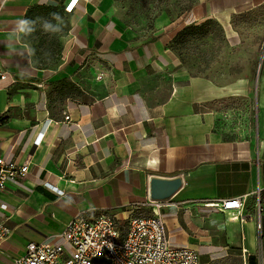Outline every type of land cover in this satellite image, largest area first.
Wrapping results in <instances>:
<instances>
[{
	"label": "crops",
	"instance_id": "obj_1",
	"mask_svg": "<svg viewBox=\"0 0 264 264\" xmlns=\"http://www.w3.org/2000/svg\"><path fill=\"white\" fill-rule=\"evenodd\" d=\"M67 1L0 0V67L15 79L0 83V156L28 162L0 196L9 229L0 264H11L30 241L51 239L79 212L106 209L124 229L128 213H151L141 203L152 199L153 179L180 181L161 199L173 245L195 249L199 264L202 256L226 255L212 235L215 212L226 213L244 255L253 254L258 201L264 224V57L255 81L219 84L188 73L169 41L181 25H226L264 0H197L147 38L112 14V0H78L65 14L59 59L38 68L21 37L24 13ZM62 78L78 96L58 94L52 83ZM240 196L243 221L204 205Z\"/></svg>",
	"mask_w": 264,
	"mask_h": 264
},
{
	"label": "built area",
	"instance_id": "obj_2",
	"mask_svg": "<svg viewBox=\"0 0 264 264\" xmlns=\"http://www.w3.org/2000/svg\"><path fill=\"white\" fill-rule=\"evenodd\" d=\"M77 2L68 0L64 11L72 12ZM6 81L14 82L15 79L0 67V83ZM27 171L28 162L20 164L0 156V196L11 180L24 176ZM166 204V200L155 199L141 203L150 207L151 213L143 216H130L128 213L124 229L117 217L106 209L94 214L79 212L51 239L28 242L24 253L14 258L11 264H98L99 261L105 264H199V254L195 249L170 242L161 212ZM204 205L230 213L231 218L239 221L245 219L242 213L245 196L210 199ZM256 211L255 223L260 228L262 207L259 201ZM8 235V227L0 220V243ZM245 251L242 248L244 262Z\"/></svg>",
	"mask_w": 264,
	"mask_h": 264
},
{
	"label": "rangeland",
	"instance_id": "obj_3",
	"mask_svg": "<svg viewBox=\"0 0 264 264\" xmlns=\"http://www.w3.org/2000/svg\"><path fill=\"white\" fill-rule=\"evenodd\" d=\"M111 9L112 14L140 38L152 36L157 26L163 23L166 25L177 19L162 13L149 26L146 17L126 12L125 0H112ZM62 23L65 26L67 19L63 20L61 25ZM208 26L209 32L205 36H196L187 47H177L174 50L181 66L191 75L205 76L219 84L236 78L251 77L255 81L264 57V5L233 17L229 24L210 22ZM213 218L212 221L215 222L212 226L213 240L215 238V242L224 244L227 254L202 256L200 264H243L241 243L237 232L232 231L227 224L228 215L215 212ZM254 237L252 255H255L257 264H264L262 221L260 228H257L255 223Z\"/></svg>",
	"mask_w": 264,
	"mask_h": 264
},
{
	"label": "trees",
	"instance_id": "obj_4",
	"mask_svg": "<svg viewBox=\"0 0 264 264\" xmlns=\"http://www.w3.org/2000/svg\"><path fill=\"white\" fill-rule=\"evenodd\" d=\"M127 13L142 15L149 21V26L154 19L165 13L169 17L178 18L184 12L189 11L197 0H125ZM64 5L58 7L52 3L32 4L27 7L22 24L21 37L32 49V56L38 68L56 64L61 51L60 36L63 33L65 19ZM171 19V18H170ZM172 20V19H171ZM210 22L207 19L201 23H189L181 25L169 41V47L184 48L191 44L196 36H205ZM58 94L67 98L78 96L79 89L70 80L58 79L52 83ZM238 254H240L238 252ZM246 264H257L255 255H248Z\"/></svg>",
	"mask_w": 264,
	"mask_h": 264
},
{
	"label": "water",
	"instance_id": "obj_5",
	"mask_svg": "<svg viewBox=\"0 0 264 264\" xmlns=\"http://www.w3.org/2000/svg\"><path fill=\"white\" fill-rule=\"evenodd\" d=\"M164 183V188L159 189L158 185ZM179 179L174 180H160L153 179L151 181V197L152 199H165L167 196L171 195L174 190L179 186Z\"/></svg>",
	"mask_w": 264,
	"mask_h": 264
}]
</instances>
